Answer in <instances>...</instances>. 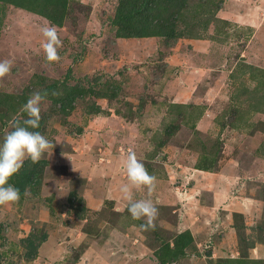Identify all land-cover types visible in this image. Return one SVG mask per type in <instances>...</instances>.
<instances>
[{
  "label": "rangeland",
  "instance_id": "obj_1",
  "mask_svg": "<svg viewBox=\"0 0 264 264\" xmlns=\"http://www.w3.org/2000/svg\"><path fill=\"white\" fill-rule=\"evenodd\" d=\"M66 1L56 25L0 0V60L13 64L0 84V143L14 117L26 118L31 93L55 83L68 104L79 88L69 112L49 98L42 109L34 131L55 147L25 160L28 194L0 206V264H80L86 248L99 264H158L160 245L189 228L196 250L171 264H214L235 243L240 253L238 234L254 242L247 257L264 260V0H188L176 38L117 37L118 0ZM49 22L63 42L59 63L42 50ZM130 149L157 178L154 231L122 199ZM200 161L217 170L197 169ZM234 211L242 218L239 233H226L231 250L208 254V221L233 225Z\"/></svg>",
  "mask_w": 264,
  "mask_h": 264
},
{
  "label": "clouds",
  "instance_id": "obj_2",
  "mask_svg": "<svg viewBox=\"0 0 264 264\" xmlns=\"http://www.w3.org/2000/svg\"><path fill=\"white\" fill-rule=\"evenodd\" d=\"M43 42L42 50L49 64L59 63L61 56L59 50L63 42L57 27L49 22L40 29ZM12 61L0 60V84L12 71ZM47 90H38L31 93L21 112L26 118L14 117L10 131L3 142L0 143V206L17 204L20 201V189L9 183L10 179L19 173L25 160L33 164L38 163L45 155L51 156L55 144L39 131L41 112L43 107L50 103ZM56 96V92L51 93ZM128 183L122 185L120 192L126 201L127 211L134 220H143L139 227L144 231L155 230L159 209L150 198L156 191L157 178L149 174L144 163L138 158L135 150H129L123 165ZM147 193V198L134 199V191ZM27 195L28 193L25 192Z\"/></svg>",
  "mask_w": 264,
  "mask_h": 264
},
{
  "label": "trees",
  "instance_id": "obj_3",
  "mask_svg": "<svg viewBox=\"0 0 264 264\" xmlns=\"http://www.w3.org/2000/svg\"><path fill=\"white\" fill-rule=\"evenodd\" d=\"M18 7H24L30 11L40 13L52 23L61 25L64 14L66 13V0H8ZM188 0H118V4L115 8L113 19L111 24L115 26L116 36L121 38H141V37H166L176 38L182 34L179 31V22L182 20L184 7L187 5ZM201 3V2H199ZM58 14V15H57ZM56 15V16H54ZM55 88V83L48 85L42 90L49 92V99H53L54 102L61 103V109L65 113L69 112V103L75 98V92L79 88H75L73 91H69L68 104L65 102L66 98L60 96H52L51 93ZM90 90L92 91L91 87ZM25 101V97L21 98V102ZM68 109L66 110V108ZM197 169L206 171L217 170L216 166L212 167L209 162L200 161L196 165ZM32 169H24L22 173L14 175L9 183L20 189L21 197L25 192V189L30 183L29 172H34ZM262 199L264 200V189ZM242 214L234 212L232 214L233 227L238 232L240 229L237 223V218ZM239 233V232H238ZM239 237V257L236 258H221L215 260L214 264H263V259H250L247 257L248 247H253V241H247L244 237ZM158 240L162 238L157 236ZM194 238L189 230L176 233L171 243L164 241L160 247L155 251V256L158 264H171L173 261L185 257L188 254L189 249L192 247ZM213 263V262H212ZM173 264V263H172Z\"/></svg>",
  "mask_w": 264,
  "mask_h": 264
},
{
  "label": "crops",
  "instance_id": "obj_4",
  "mask_svg": "<svg viewBox=\"0 0 264 264\" xmlns=\"http://www.w3.org/2000/svg\"><path fill=\"white\" fill-rule=\"evenodd\" d=\"M214 185H216V184H214ZM227 186H228L227 184L218 185L219 188H223V187L227 188ZM218 187L216 186L215 188H218ZM218 192H219V189L217 190L216 193H218ZM234 212H237V211H234ZM223 217H227L228 218V216L225 215V214H223ZM222 221L223 220H221L219 218L217 219V221H208L209 222V224H208L209 225L208 226L209 235L207 234V236H208V238L210 237V241H211L210 243H208V246H207L208 254L210 252L213 253L214 250H218V251H222V252H224L225 250H231V245L228 243V239L225 236H226L227 231H230V230L233 231L232 229H234V227L229 222L227 223L229 225H227L226 222L222 223ZM214 227H215V230H214ZM189 231L191 232L192 236H195V234H196L195 231L193 232V230L190 229V228H189ZM208 238H207V240H208ZM54 241H55V239H54ZM206 242H209V241H206ZM45 247H48V246H45ZM139 248L140 247L137 245V249H136L137 253L140 252ZM233 249H235V252L232 255H227L226 254L225 255V256H227L226 258H236L237 255H239V252H238L239 250H237L236 243L233 245ZM50 253L51 252L48 250V254H50ZM128 253H129V251H128ZM130 254L133 255V256H137L133 252H130ZM102 257L103 256L99 255L97 252L92 254L91 249L90 248H86L84 250L83 254L81 255V260L79 261V263L80 264L82 263V259H84V260L88 259V263L89 264L96 263V262L98 263L100 261V258H102ZM150 257L151 256H149L148 261L146 263L151 262V258ZM142 261L144 262L145 260L143 259ZM138 264H141V260H139Z\"/></svg>",
  "mask_w": 264,
  "mask_h": 264
},
{
  "label": "water",
  "instance_id": "obj_5",
  "mask_svg": "<svg viewBox=\"0 0 264 264\" xmlns=\"http://www.w3.org/2000/svg\"><path fill=\"white\" fill-rule=\"evenodd\" d=\"M160 159L162 158V157H159Z\"/></svg>",
  "mask_w": 264,
  "mask_h": 264
}]
</instances>
